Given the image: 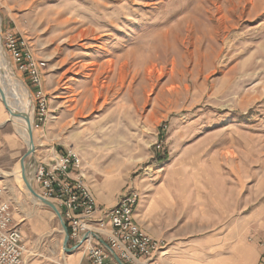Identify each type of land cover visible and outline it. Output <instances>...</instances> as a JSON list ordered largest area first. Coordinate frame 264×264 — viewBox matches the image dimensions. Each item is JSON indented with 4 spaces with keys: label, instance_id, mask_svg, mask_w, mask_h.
Masks as SVG:
<instances>
[{
    "label": "rangeland",
    "instance_id": "obj_1",
    "mask_svg": "<svg viewBox=\"0 0 264 264\" xmlns=\"http://www.w3.org/2000/svg\"><path fill=\"white\" fill-rule=\"evenodd\" d=\"M0 31L9 66L33 98L35 152L25 162L34 189L47 199L38 170L72 153L94 196L79 241L50 200L68 228L69 248L85 235L106 243L107 215L117 204L103 207L96 195L118 202L133 188L141 196L134 220L163 243L165 260L173 246L194 256L191 248L202 239L213 249L209 260L247 244L257 253L250 250L246 264H255L259 249L262 257L264 0H0ZM10 35L25 43L31 59L46 63L40 89L7 47ZM1 118L15 142L1 144L0 186L13 217L22 215L13 224L30 252L25 264H70L85 242L64 251L59 218L14 172L28 142L0 98ZM18 192L30 206L16 199ZM33 204L36 219L45 214L38 233L23 215Z\"/></svg>",
    "mask_w": 264,
    "mask_h": 264
},
{
    "label": "built area",
    "instance_id": "obj_2",
    "mask_svg": "<svg viewBox=\"0 0 264 264\" xmlns=\"http://www.w3.org/2000/svg\"><path fill=\"white\" fill-rule=\"evenodd\" d=\"M7 47L19 62L20 69L29 74L32 85L40 89L46 63L31 59L25 52V43L11 35ZM38 93L41 96V92ZM39 109L40 115L44 116L47 110L45 97H40ZM80 170V158L71 153L61 156L52 169L41 167L37 174L43 196L60 206L74 241L81 240L95 210L94 196L85 186ZM72 174L74 179L70 177ZM6 192L7 189L0 186V264H25L30 252L22 231L13 224L12 203L6 198ZM140 201L139 191L131 188L108 213L111 230L106 244L110 251L93 236L87 238L83 247L91 264H114L113 253L124 264H166V247L151 238L134 220ZM260 264H264V254Z\"/></svg>",
    "mask_w": 264,
    "mask_h": 264
},
{
    "label": "crops",
    "instance_id": "obj_3",
    "mask_svg": "<svg viewBox=\"0 0 264 264\" xmlns=\"http://www.w3.org/2000/svg\"><path fill=\"white\" fill-rule=\"evenodd\" d=\"M6 124H7V121H2V118H1L0 119V148H1V144L7 143L10 145V144H13L15 142L13 134L3 133V131L5 130L3 128V126ZM72 175H74V174H72ZM6 198H7V195H6ZM96 198H97L98 203L101 206L106 207V208H112L117 204V202L114 199H111L109 197L104 198L102 196L96 195ZM16 199L18 201H20L23 206H26V207L30 206L31 201H30V199H28L26 194H24L22 192H18L16 195ZM31 208L33 211L32 213H27V214L24 213L23 215H25V217L27 218V221H29V224L33 228L34 232H37V233L41 232L43 229V225H42L43 222L41 219L43 216H45V214L43 216H42V214H40L39 219H36L37 207L33 204L31 206ZM39 211L41 212L40 209H39ZM204 214H205V210L199 209V214L197 216L199 217L200 220H203L204 217H202V216ZM17 216L22 217L21 214L14 213V217H13L14 223H15V217H17ZM195 216L196 215H189L188 217L190 219L194 218L196 220L197 218H195ZM135 218H136L138 224L145 230V228L143 227V223H141V220H139L137 215L135 216ZM99 232L100 231L98 230L97 233H99ZM191 233H195L194 230H190L189 233L187 232V235H189L191 237ZM194 237H196V235ZM200 237L207 238V234L206 233L202 234V232H201ZM251 244H253V243H251ZM197 245H195V247L193 249L191 248V251H190V253H192L194 256H192V255L187 256V248L182 250V249H178L177 247L173 246L172 247V248H174L173 254H172V256H170L168 259L165 260V263L166 264H246L245 257L248 254V252L250 250H252L253 253H257L255 251L254 247H251L247 244L244 247L234 249L233 253L229 256L217 257L215 260H209L207 258L206 254L209 252L212 253L213 249H211L212 247H208L209 246L208 239L200 240L197 243ZM85 254H86L85 252H79V253L76 252L74 255H72L70 264H91L89 259L86 257ZM261 254H262V251H261V249H259L257 260H256L255 264H260ZM112 258H113L114 264H117L113 255H112Z\"/></svg>",
    "mask_w": 264,
    "mask_h": 264
},
{
    "label": "bare ground",
    "instance_id": "obj_4",
    "mask_svg": "<svg viewBox=\"0 0 264 264\" xmlns=\"http://www.w3.org/2000/svg\"><path fill=\"white\" fill-rule=\"evenodd\" d=\"M1 37L2 36L0 31V64L2 65V74H0V86L5 92L11 110L16 113H22L23 116L17 115V117L14 118L17 121L14 120V122L18 127V130L20 129V131H22V134L25 136L27 142H29L27 129L29 126L33 129L35 124L33 118V98L26 84L19 77H17L13 70L10 68L7 54L2 47ZM3 80L7 81L8 88H10L9 90L4 87L5 85H3ZM8 99H12V101L10 102ZM18 167L19 170L14 172L17 178L23 181L21 165L19 164ZM29 178L31 179V177ZM90 231L91 233H96L92 228H90Z\"/></svg>",
    "mask_w": 264,
    "mask_h": 264
},
{
    "label": "water",
    "instance_id": "obj_5",
    "mask_svg": "<svg viewBox=\"0 0 264 264\" xmlns=\"http://www.w3.org/2000/svg\"><path fill=\"white\" fill-rule=\"evenodd\" d=\"M0 98L1 101L3 102L5 108L7 109L8 113L10 114L11 118H15L17 117V115L19 116H23L22 113H16L13 112L11 110V107L7 101V97L5 95V92L3 91V89L0 86ZM28 135H29V142H28V150L25 153V155L21 158L20 160V165H21V170H22V176H23V181L25 183V188L28 190V192L31 194L32 197H34L37 201H39L40 203L48 206L50 209H52L54 211V213L57 215V217L59 218V221L61 223V226L63 228L65 237H64V241H63V249L64 251L70 253L72 251H75L77 249H79L81 247V245L83 244V242L86 241V239L88 238L87 235L84 236V238L82 239L81 243L78 244L77 246L73 247V248H69L68 247V243L70 240L69 237V231L68 228L66 226V223L63 219V216L59 213L57 207L55 206V204L53 202H51L50 200H47L45 198H43L41 195H39L36 190L33 187V183L31 181V179L29 178V175L27 173V166H26V162L25 159L27 157H29L30 155H32L35 152V146H34V140H33V129L29 126L27 129ZM97 238L99 239L100 243L107 249L110 251L109 246L100 238L97 236ZM116 263L117 264H124L119 257H117V255H115L114 253L112 254Z\"/></svg>",
    "mask_w": 264,
    "mask_h": 264
}]
</instances>
